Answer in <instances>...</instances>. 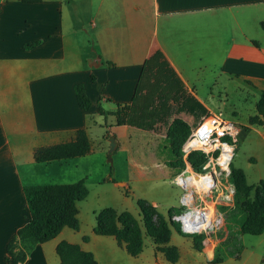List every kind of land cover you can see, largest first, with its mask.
<instances>
[{"label":"crops","instance_id":"crops-1","mask_svg":"<svg viewBox=\"0 0 264 264\" xmlns=\"http://www.w3.org/2000/svg\"><path fill=\"white\" fill-rule=\"evenodd\" d=\"M263 20L264 0H0V264H12L6 244L30 219L25 186L86 184L88 159L98 154L125 159L134 177L179 173L181 145L204 116L233 109L240 95L257 102L264 90ZM76 84L91 101L87 110L77 102ZM102 102L110 105L102 107L107 115L94 109ZM96 115L111 118L113 130L104 137L115 138L110 157L107 146L95 149L90 137ZM249 117L235 122L239 132L250 129L264 144L263 129ZM79 129L90 142L86 155L35 161L36 148L72 140ZM70 167L77 170L71 180ZM97 167L96 184L113 181L101 178L107 165ZM51 174L55 182H44ZM65 228L35 244L21 264H59L55 248L61 241L90 251L98 264L99 257L110 263L113 251L90 248L96 236L108 235L81 243L65 240ZM142 254L128 255L137 260ZM165 261L153 246L147 264Z\"/></svg>","mask_w":264,"mask_h":264},{"label":"rangeland","instance_id":"rangeland-1","mask_svg":"<svg viewBox=\"0 0 264 264\" xmlns=\"http://www.w3.org/2000/svg\"><path fill=\"white\" fill-rule=\"evenodd\" d=\"M82 36H84V34H80V37ZM87 62L89 65L88 60ZM89 69L93 70L95 73L98 72L97 67L89 66ZM234 101L235 107L233 109L232 107H229L227 110H222L226 119L240 123V121L246 120L249 114L250 116L256 114V100L254 95H240L235 97ZM101 105V107L105 109H109L110 107L107 102H102ZM96 107L97 106L95 105L94 109ZM96 121L97 124L92 121L89 128L90 137L93 140L94 146L96 147L98 146L97 144L102 143L109 149V140H104V137L113 130V128L107 126L111 124V118L109 116L96 115ZM248 122L250 123V120H248ZM110 136L114 135L111 133ZM174 139H177L176 136H174ZM175 147L177 146L175 145ZM95 149H97V147ZM179 151L180 150H178L177 153ZM230 154L231 152L229 151L226 154V159H228ZM183 155L184 154L181 152V160H177L175 164L181 170L185 169V160ZM188 155L189 154L186 156ZM196 157L199 158L198 153H196ZM179 162H182L184 165L181 167V163ZM103 164L107 165V173L101 178L110 177L113 181L96 184L95 180L101 176L100 173L96 171L99 168L97 166L102 167ZM87 166V169L92 171L88 176L89 179L86 181V186L89 191L88 196L86 199L77 203L79 210V228L78 230L65 228L67 234H65V232L61 234L65 240L82 243L84 242L83 240H89L91 237L96 236L93 232L95 225V212L104 207H113L119 211H128L134 219L139 220L140 216L137 199H142L152 204L156 207L158 213L166 217L168 216V212L172 211L170 219H173L181 212L192 209L195 206L198 208H202L200 206H204L207 211L211 210L214 215L212 225H214L216 221L215 212L216 216L221 219L220 223L209 232H204L205 234L203 235H193L190 233L181 234L176 228L178 223H176L175 226L170 225L172 239L170 244L176 245L180 248V251L178 252V258L180 257V259L176 264H215L213 262L215 259L223 260V264L261 263L264 254V231L260 235L241 233L239 225L240 217L238 213L234 212L235 184L232 180L233 169L242 170L245 175L246 184L248 185H254L258 183L259 180L264 179V144L250 129L242 128L241 131L236 134L233 156L229 166L230 174L228 180L224 177L223 179H220L221 185L218 186L217 189L215 188L212 193L208 192L212 185L205 190L199 185L196 177L209 174L207 171L210 169H201L199 171L194 169L193 171L195 173L200 172L201 174L194 175L191 172H188L178 178L177 175L181 170L179 173H177L178 171H175L173 175L169 176H159L154 173V175L148 174V176L144 177H134L129 175L125 159L120 162L116 158L115 161H110L107 159V156H103L102 154L90 157L88 159ZM75 172H77V170H73L71 167L69 168V180H71ZM177 179L179 184L185 186L188 190H190V187L193 194L196 196L195 199L192 197L194 201L189 207L182 206L181 195L184 193V189L176 183ZM55 180L56 178L51 174L44 179V182L50 183L55 182ZM114 182H125L126 185H114ZM191 182L194 186H191ZM229 188H233L234 193L232 202L226 204L221 201V195L225 189ZM204 192H208L209 194H204ZM188 195L191 197L190 194ZM208 206H210V208H208ZM200 212L201 211L197 209V213L199 214ZM195 218L196 217L192 216L190 220H187V226H189V228H191V223H194ZM194 227L197 226H192V228ZM66 235L69 236L67 237ZM198 236L201 237L199 242L201 250H193L194 252L191 255L189 253L190 246L194 248L196 242L195 240L199 239L197 238ZM96 237L98 240L92 239V242H90V248L97 254H100L102 251H113L110 252V255L108 256L110 261L109 264H112L114 260H119L120 255L126 257L122 259L123 264H147V256L149 257L151 255L153 245L151 239L147 236H144L143 239V254L137 260L131 258L123 248L118 246L113 237ZM101 240L106 241L101 242ZM49 245L51 244H48V246ZM53 253H55L54 250ZM99 258L102 259L101 262L103 264H107V262L104 263V259L102 257ZM165 264L173 263L165 261Z\"/></svg>","mask_w":264,"mask_h":264},{"label":"trees","instance_id":"trees-1","mask_svg":"<svg viewBox=\"0 0 264 264\" xmlns=\"http://www.w3.org/2000/svg\"><path fill=\"white\" fill-rule=\"evenodd\" d=\"M260 25L264 30V20ZM160 71H162V66L158 65L157 72ZM154 74L151 75L153 79H156ZM75 95L82 109L90 108L91 101L82 84L75 85ZM96 110L101 115L109 114L100 105ZM128 117L129 114L124 122L130 124ZM249 120L250 124L259 126L264 131V90L260 92L256 102V114L250 116ZM122 122L119 121V124ZM89 151L90 142L87 133L84 129H79L74 133L72 140L36 148L34 158L37 162L45 163L84 156ZM187 160L194 169L201 170L202 154L197 158L196 153H191ZM179 163H181V167L184 165L182 162ZM232 180L235 184L234 212L239 214L241 233L262 234L264 231V179L254 185H248L242 170L233 169ZM191 186H194L192 182ZM23 192L30 219L17 230L6 244L7 259L12 264H21L35 244L55 238L64 227L77 230L79 227L77 203L84 200L89 193L83 180L68 184L29 185L23 188ZM137 205L139 220L134 219L128 211H119L113 207H104L98 210L95 212L93 232L97 235L113 236L118 245L131 256H138L143 251V239L144 236H147L151 239L155 250L161 252L167 261L177 262L178 249L170 244V225L175 226L176 224L170 219L172 211H169L166 217L158 213L156 207L145 200L137 199ZM176 228L180 233H183L178 225ZM199 234L203 235L204 233ZM197 238L199 239L195 240L194 249L201 250L199 245L201 237ZM55 250L59 264H98L90 251L82 250L75 243L61 241L56 245ZM221 261V259L213 260L214 263ZM260 264H264V254Z\"/></svg>","mask_w":264,"mask_h":264},{"label":"built area","instance_id":"built-area-1","mask_svg":"<svg viewBox=\"0 0 264 264\" xmlns=\"http://www.w3.org/2000/svg\"><path fill=\"white\" fill-rule=\"evenodd\" d=\"M237 133H239V127L234 121L226 119L221 111L210 112L201 119V121L194 127L185 143L181 145V152L185 156L191 153H198L200 156L201 154L203 155V160L201 161L200 166L203 170L210 169L207 171L210 174L212 180V188L210 187V193H212L215 188L217 189V187L221 185L220 179H223L224 177L228 180L230 174L229 166L233 156L234 142L236 140ZM229 151L231 154L228 159H223L224 154H227ZM187 159L188 158H186L187 162L185 161V169L180 171V173L177 175V178L187 174L188 172H191L194 175L201 174L200 172L195 173L193 171L194 168ZM176 183L184 189V193L181 195L182 206L189 207L194 200L190 201L188 199V188L180 185L178 179L176 180ZM233 193V188L225 189V191L222 192L221 201L226 204L231 203ZM204 194L207 193L204 192ZM200 207L206 209L204 206ZM194 208L183 211L178 216H175L173 219H171L178 223V226L183 233H207L220 223L221 219L216 216L215 212L216 224L214 226H210L207 229H185L182 216L185 213L193 211ZM208 208H210V206H208Z\"/></svg>","mask_w":264,"mask_h":264},{"label":"bare ground","instance_id":"bare-ground-1","mask_svg":"<svg viewBox=\"0 0 264 264\" xmlns=\"http://www.w3.org/2000/svg\"><path fill=\"white\" fill-rule=\"evenodd\" d=\"M226 158L227 157L225 154L223 159H226ZM196 177H197V181H198L199 185L203 189L207 190L212 185V180H211L210 174H204V175H200V176H196ZM189 189L190 190H189L188 194H190L191 197L188 195V199L191 201L195 198V195L193 194L190 187H189ZM192 197H193V199H192ZM197 209L201 211L199 214L197 213ZM192 216L196 217L193 224L196 225L197 227L192 228V226H191V228H192L191 229V228H189V226H187V220L188 219L190 220V218ZM213 219H214V215H213L211 210L207 211V209L198 208V207H195L193 209V211H191L189 213H185L182 216L183 225H184L185 229H188V230H194V229H200V228L207 229L212 225ZM215 224H216V221H215L214 225ZM214 225H212V226H214Z\"/></svg>","mask_w":264,"mask_h":264},{"label":"water","instance_id":"water-1","mask_svg":"<svg viewBox=\"0 0 264 264\" xmlns=\"http://www.w3.org/2000/svg\"><path fill=\"white\" fill-rule=\"evenodd\" d=\"M108 140H109L108 156L110 157L112 151H113V150L115 149V147H116V142H115V138H114V136H110V137L108 138Z\"/></svg>","mask_w":264,"mask_h":264}]
</instances>
